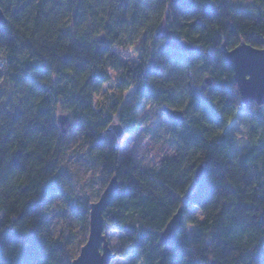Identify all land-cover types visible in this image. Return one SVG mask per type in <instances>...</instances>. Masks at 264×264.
Instances as JSON below:
<instances>
[{"label":"trees","instance_id":"obj_1","mask_svg":"<svg viewBox=\"0 0 264 264\" xmlns=\"http://www.w3.org/2000/svg\"><path fill=\"white\" fill-rule=\"evenodd\" d=\"M0 9L6 18L0 23L5 34L0 61L7 60L0 86L5 233L18 227L46 229L47 239L32 257L39 264H70L78 255L71 234L56 236L45 221L46 200L61 195L79 221L84 242L88 235L90 201L73 205L57 187L72 130L85 147V159L101 174L100 188L117 178L103 228L119 234V258L139 264H264V105L239 110L233 71L221 52L222 41L229 49L240 41L263 47L264 2L236 9L227 0H0ZM163 26L171 39L186 40L194 49L165 47L156 37ZM113 47H135L138 56L121 61ZM112 70L120 92L159 108H191L197 86L207 93L201 94L198 111L170 122L174 152L160 158L157 167L142 169L130 157L120 160L117 139L106 129L114 108L93 105ZM238 111L245 112V150L227 132L229 118L233 121ZM59 113L70 120L67 130L56 120ZM120 117L127 132L137 130L127 112ZM199 166L203 172L193 187ZM180 207L182 228L171 246L162 244L159 236ZM190 208L202 220H192ZM189 225L195 227L191 233ZM15 248L11 242L4 246L0 264H16Z\"/></svg>","mask_w":264,"mask_h":264},{"label":"rangeland","instance_id":"obj_2","mask_svg":"<svg viewBox=\"0 0 264 264\" xmlns=\"http://www.w3.org/2000/svg\"><path fill=\"white\" fill-rule=\"evenodd\" d=\"M227 1L234 8L243 9V7H246L254 0ZM156 33H158L156 37L161 38L162 44H164L166 39H171L165 30V26L157 29ZM146 49L152 54L155 52V50L151 49V44H148ZM112 50L121 61L131 62L138 56L135 47H113ZM3 56L4 55L0 53V58ZM109 73L111 77L110 81L104 84L101 90L95 95L93 105L98 109L101 105L105 106L107 104H112L111 106L114 109L112 112L113 120L111 124L118 123L124 128V134L120 137L114 135V132H109L117 139L120 160L130 157L142 169L157 167L160 158L171 156L174 152L169 137L170 122L166 115H164L161 109L156 105L149 102L146 103L144 100L128 94V91L120 92L118 90V73L113 70ZM3 76L4 75L0 76V79L4 81V84L0 86L5 85ZM253 104V102L247 104L249 106L248 110H253ZM142 109L146 113L151 114V120L141 115ZM126 112L130 118L132 117L134 120V123H131L132 126L137 125L138 127L137 130L132 133L127 132L128 128L125 122L122 121L123 117H120L121 115H125ZM244 118L245 112L238 111L236 118L231 121L227 129L228 134L233 137L235 145H237L239 150L248 148L246 132L243 127ZM63 127L65 130L70 127L69 119L65 122ZM66 142V155L61 161L63 176L57 187H59L60 191L62 190L63 194L73 202V205L76 203L83 204L85 200H89L90 203H93L100 198V193L103 191L102 188H100L101 174H99V170L96 167L91 166L85 159V147L81 145L79 136L72 130L67 133ZM144 145L148 146L145 148ZM86 181H91V183H85ZM92 193H95V195H92ZM66 203H68L67 198L57 194L50 195L46 200L47 213L45 221H47L51 231H53L56 236L63 234L68 236L71 234L69 238L72 240L74 247L78 249L79 254L81 248L79 244L84 242V237L81 234V228L77 217L75 215L73 216L69 211ZM187 213L194 221L202 220V215L199 214L198 210L195 208H190ZM194 228L195 227L188 226L189 233H191ZM104 233L107 240H109L112 250L119 252V234L109 229L105 230ZM85 243L86 240L82 245ZM118 258L119 257L116 256L110 261V264H132L133 262L131 260Z\"/></svg>","mask_w":264,"mask_h":264},{"label":"water","instance_id":"obj_3","mask_svg":"<svg viewBox=\"0 0 264 264\" xmlns=\"http://www.w3.org/2000/svg\"><path fill=\"white\" fill-rule=\"evenodd\" d=\"M5 21V15L0 9V23L4 24L6 23ZM100 40L104 41L103 36L100 37ZM262 44V48H253L251 45L240 41L237 44L240 46L239 48H236V46L233 47L236 48V55H233V53L228 51L229 48L225 44V41H222L221 52L223 57L233 73H236L233 75V79L236 82L237 90L240 95L241 104L239 110H244L249 102H253L257 106L264 105V51H261V49H264V39ZM164 46L180 52H189L194 49L190 43L183 39H166ZM241 54L243 56L242 66L237 63V56ZM237 67H241V71L252 73V77L242 80L240 72L237 71ZM205 80L208 84L211 83L208 78ZM160 109L164 115H166L169 122L177 124L184 120L183 112L174 111L175 109L166 105L161 106ZM56 120L60 126L63 127L68 119L66 115L59 113ZM106 129L107 132H114V135L117 137L124 134V128L118 123L110 124ZM202 172V166H199L195 172L194 178L198 176L200 179ZM118 187L119 184L116 176L111 177L107 182L106 188L102 191L103 195H100V198L96 200L99 201V203L93 202L89 203L87 206V208H89L88 235L86 243L84 244L85 247L80 248L77 256L82 255L85 250H87L88 257L91 259L92 264H110V261L117 256V252L112 250L109 240H107L104 233L103 213L111 203ZM186 204V201H184V205ZM175 213L176 215L165 224L164 229L159 236L160 242L167 246L173 244L175 233L182 228L184 222L183 207H180L179 211H176ZM101 252L103 255H100ZM70 264H78V262L73 259Z\"/></svg>","mask_w":264,"mask_h":264},{"label":"snow or ice","instance_id":"obj_4","mask_svg":"<svg viewBox=\"0 0 264 264\" xmlns=\"http://www.w3.org/2000/svg\"><path fill=\"white\" fill-rule=\"evenodd\" d=\"M261 2H264V0H261ZM165 10L167 11V8ZM4 38H5V34L3 32H0V40H2ZM239 47H240L239 45L236 46V48H239ZM236 48H230L228 51L233 53V55H236ZM261 51H264V49H261ZM6 62H7V60H6V56H5V59L3 61H0V76L5 74L4 73V64ZM242 62H243V56L241 54V55L237 56V63H238V65L242 66ZM237 71L240 72V77L242 80L252 77V73L241 71V67H237ZM235 74L236 73L234 72L233 75H235ZM2 84H4V81L2 79H0V85H2ZM197 87H198L199 91L197 93H195L191 98V101H190L191 108L186 106L185 108L175 109L174 111H180V112L185 113V115H187L189 113V111H191L192 109H195L198 111L201 107H203L204 101L202 100L201 94L204 97H206L207 93L204 91L203 88H200L199 86H197ZM208 102L213 103L212 101H208ZM37 103H39V101H37ZM141 115L146 116L149 120L152 119L151 114L146 113L143 109L141 110ZM189 119H191V116H189ZM231 121H232V117L229 118L230 123H231ZM225 127H227V125H225ZM261 139H264V136H262ZM147 146L148 145H144L145 148ZM198 182H199V177L197 176L194 178V180L192 182V186L195 187ZM85 183L90 184L91 181H86ZM92 195H95V193H92ZM100 195H103V193H100ZM95 202L99 203V201H95ZM177 211H179V209ZM175 215H176V213H173V216H175ZM5 227L6 226H2V224H0V234L8 235L9 239L5 240L3 238V235H0V251H3L4 246L7 243L11 242L14 245H16V248H15L16 252L20 253V258H17L16 264H39V261L32 259V257L38 253L40 246L47 239V235H46L47 230L46 229L42 230L39 228V226H37V228H35L33 231L29 232L26 229H21L18 227L16 229V233L9 235L8 233H5ZM166 227H167V225H166ZM189 227H194V225H189ZM80 247H85V245H80ZM260 251H261V254L264 255V242H261ZM100 255H103V253L101 252ZM74 259L78 262V264H92L91 259L88 257L87 250H85V252L82 255L74 257ZM118 259H125V258L121 257ZM132 264H135V262L133 261Z\"/></svg>","mask_w":264,"mask_h":264}]
</instances>
